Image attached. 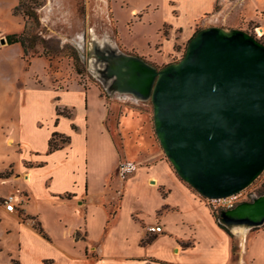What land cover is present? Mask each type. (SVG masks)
Here are the masks:
<instances>
[{
    "label": "crops",
    "instance_id": "crops-1",
    "mask_svg": "<svg viewBox=\"0 0 264 264\" xmlns=\"http://www.w3.org/2000/svg\"><path fill=\"white\" fill-rule=\"evenodd\" d=\"M215 2L132 0L137 25L170 15L132 54L168 63L176 29L188 38ZM180 14L189 16L186 31L175 21ZM37 77L0 95V115L12 111L15 128L0 124L1 140L17 156V164L9 159L0 168L14 184L7 194L14 212L0 204L16 235L14 264H264V225L243 235L219 227L207 200L171 168L134 98L132 106L117 104L95 84L52 86L43 70ZM52 132L67 141L48 151ZM122 160L137 166L121 178ZM155 223L160 230L149 232Z\"/></svg>",
    "mask_w": 264,
    "mask_h": 264
},
{
    "label": "water",
    "instance_id": "water-1",
    "mask_svg": "<svg viewBox=\"0 0 264 264\" xmlns=\"http://www.w3.org/2000/svg\"><path fill=\"white\" fill-rule=\"evenodd\" d=\"M4 42V38H0ZM110 93L149 100L153 133L175 174L206 199L232 195L264 168V45L208 25L159 68L136 55L106 58ZM226 229L264 224V191L218 211Z\"/></svg>",
    "mask_w": 264,
    "mask_h": 264
},
{
    "label": "rangeland",
    "instance_id": "rangeland-1",
    "mask_svg": "<svg viewBox=\"0 0 264 264\" xmlns=\"http://www.w3.org/2000/svg\"><path fill=\"white\" fill-rule=\"evenodd\" d=\"M17 3L18 0H0V38H4V42H0V95L17 91L26 76L33 82L40 81L37 74L40 75L43 70L45 79L52 86L95 84L103 94L114 97L117 104L132 106V95L106 90L110 83L102 75L106 58L118 53L132 55V46L144 42L147 36H153L158 23L163 17L170 18V15L153 14L137 25L132 23V0H21ZM175 21L183 31L190 22L189 16L183 14ZM195 24L192 34L208 25L235 28L249 33L264 45V0H216L212 11L201 15ZM260 26L263 32L258 35L256 28ZM22 29L24 51L19 43L7 44L5 41L7 34H18ZM178 31L176 29L178 41L166 53L169 62L180 58L187 39L192 35L180 40ZM136 101L140 109L147 110V120L153 133L150 101ZM12 116V111L0 115V124H9L14 131ZM3 129L4 126L0 129V137ZM111 132L115 135L113 129ZM153 136L155 138L154 133ZM9 159L17 164L16 154L0 138V168ZM263 183L264 168L243 189L247 194L243 201H250L259 195L257 191ZM13 185L0 178V204ZM206 204L217 219L220 208L216 202L207 200ZM10 224L0 213V264H14L11 258L17 253L16 235L12 230L7 231ZM32 224H35L34 221ZM230 236L234 251V238L231 233Z\"/></svg>",
    "mask_w": 264,
    "mask_h": 264
},
{
    "label": "built area",
    "instance_id": "built-area-1",
    "mask_svg": "<svg viewBox=\"0 0 264 264\" xmlns=\"http://www.w3.org/2000/svg\"><path fill=\"white\" fill-rule=\"evenodd\" d=\"M136 166H137V164H135L132 161L122 160V161L118 162V164L116 165V173L122 178L125 175L132 172ZM243 189L237 193H234L232 195H228L225 197L216 198V199H206V198L205 199L210 201V202H216V206L219 207L220 209L230 208L234 204L241 202L247 198V194H245L243 192ZM1 204H2V206L6 212H10V213L14 212V210L16 208V204L14 203L12 195H6L2 199ZM146 229L149 232H157L160 230V225H158L156 223L150 224L146 227Z\"/></svg>",
    "mask_w": 264,
    "mask_h": 264
},
{
    "label": "trees",
    "instance_id": "trees-1",
    "mask_svg": "<svg viewBox=\"0 0 264 264\" xmlns=\"http://www.w3.org/2000/svg\"><path fill=\"white\" fill-rule=\"evenodd\" d=\"M21 3V0H18V3L19 4ZM23 29L21 30L20 33L18 34H15V33H11V34H7L5 36V41L7 44H12V43H19L20 46L22 47V51H24V46H23V39H24V34H23ZM56 114H60V113H64L60 110H58L56 108V111H55ZM66 114V113H65ZM67 141V137L65 136H62L60 134H57L55 132H52L51 135H50V138L48 139V151L52 150V149H55L57 148L58 146H60L61 144L65 143ZM172 168V167H171ZM8 171L4 170V171H0V178H6L8 176ZM189 186V185H188ZM264 191V183L261 185V188L260 190L257 191L258 194L262 193ZM216 223L219 227L223 228L228 234V230L223 227L222 225H220L217 220H216ZM264 225V224H262ZM39 232H41L40 228H38L37 226H34ZM259 227V226H258Z\"/></svg>",
    "mask_w": 264,
    "mask_h": 264
},
{
    "label": "bare ground",
    "instance_id": "bare-ground-1",
    "mask_svg": "<svg viewBox=\"0 0 264 264\" xmlns=\"http://www.w3.org/2000/svg\"><path fill=\"white\" fill-rule=\"evenodd\" d=\"M256 31H257L258 35H261V33L263 32L262 26L257 27ZM232 230L235 231V232H238L239 234L241 233L243 235L245 233V231H246V228L243 227V226H234L232 228Z\"/></svg>",
    "mask_w": 264,
    "mask_h": 264
}]
</instances>
